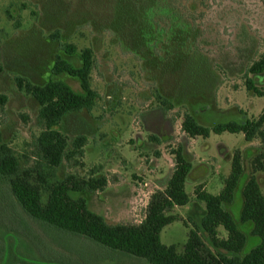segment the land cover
Returning <instances> with one entry per match:
<instances>
[{
  "label": "rangeland",
  "instance_id": "rangeland-1",
  "mask_svg": "<svg viewBox=\"0 0 264 264\" xmlns=\"http://www.w3.org/2000/svg\"><path fill=\"white\" fill-rule=\"evenodd\" d=\"M55 33L59 40L52 38ZM64 43L93 50L92 86L99 97L92 111L70 113L58 127L68 137V151L77 136L88 141L84 155L65 159L57 177L105 178L104 188L80 196L110 224H137L151 196L166 189L173 153L182 145L192 165L186 183L190 202L172 213L186 224L168 225L162 240L181 252L195 230L216 251L201 227L206 207L196 188L219 194L239 152L244 173L227 208L247 236L244 252L253 250L260 238L252 234L253 223L241 219L243 190L255 177L264 195V173L253 166L263 141L247 142L242 133L190 138L181 124L185 113L207 127L262 115L264 96L248 91L245 82L252 78L264 90V73H248L264 54V0H0V96L7 97L0 105V145L24 166L36 159L40 106L15 79L34 85L61 80L82 92L78 79L51 73L57 55L79 62L63 51ZM158 94L173 102L174 111L159 106ZM153 135L162 143H154ZM8 186L0 179L3 264H149L34 220ZM220 236L227 237L223 228Z\"/></svg>",
  "mask_w": 264,
  "mask_h": 264
},
{
  "label": "trees",
  "instance_id": "trees-1",
  "mask_svg": "<svg viewBox=\"0 0 264 264\" xmlns=\"http://www.w3.org/2000/svg\"><path fill=\"white\" fill-rule=\"evenodd\" d=\"M52 36L55 40L60 39L59 33ZM62 49L79 62L57 55L51 73L68 74L78 79L82 92H76L61 80L34 85L20 76L15 79L18 88L32 95L40 106L37 122L41 132L34 141L36 159L32 164L24 166L14 152L0 145V179L7 182L10 193L23 210L36 221L83 236L111 250L144 259L149 264H264V195L255 177H251L244 186L241 219L253 223L252 234L260 238V243L248 253L244 252L247 236L239 229L234 215L227 208L235 198L244 173L239 152L233 157L231 173L219 194H212L201 186L196 188L197 199L206 207L201 227L216 251L195 230L189 231L181 252L176 246L166 245L162 240V232L168 225L183 221L180 215L172 213L174 208L186 206L190 202L186 183L192 165L182 145L173 153L175 168L166 189L156 191L151 196L145 217L137 224H110L104 216L90 210L87 199L80 196L104 188L107 184L105 178L85 180L73 174H67L63 179L57 177L56 171L65 159L72 161L84 155L88 141L86 136L79 135L72 143V150L68 151V137L58 127L70 113L92 111L99 97L92 86V72L95 68L93 50L87 47L79 51L73 43H64ZM248 73H264V54L252 63ZM245 85L248 91L259 97L264 96V90L252 78H248ZM157 98L163 110L167 113L174 111L173 102L161 94ZM6 102L7 97L1 95L2 108ZM181 129L190 138L207 139L212 134L242 133L247 142L261 138L264 143V112L258 119L243 123H219L212 127L200 124L192 114L185 113ZM151 140L157 144L162 143V139L156 135L151 136ZM253 166L256 171L264 173V151L254 158ZM220 228L226 231V238L220 236ZM3 243L0 242V264L7 260ZM17 263L18 260H13V264Z\"/></svg>",
  "mask_w": 264,
  "mask_h": 264
},
{
  "label": "crops",
  "instance_id": "crops-1",
  "mask_svg": "<svg viewBox=\"0 0 264 264\" xmlns=\"http://www.w3.org/2000/svg\"><path fill=\"white\" fill-rule=\"evenodd\" d=\"M207 139H210V137H209V138H207Z\"/></svg>",
  "mask_w": 264,
  "mask_h": 264
}]
</instances>
